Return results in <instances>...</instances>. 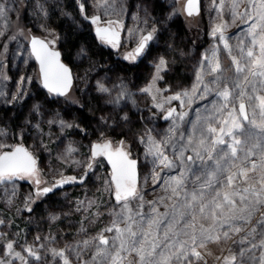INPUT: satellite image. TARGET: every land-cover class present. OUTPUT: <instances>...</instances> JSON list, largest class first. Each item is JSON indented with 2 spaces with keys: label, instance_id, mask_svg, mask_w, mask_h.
<instances>
[{
  "label": "rangeland",
  "instance_id": "1",
  "mask_svg": "<svg viewBox=\"0 0 264 264\" xmlns=\"http://www.w3.org/2000/svg\"><path fill=\"white\" fill-rule=\"evenodd\" d=\"M185 1L109 0L108 4L100 6L98 0H78L79 8L80 4L84 5V15L88 18L100 16L101 20H124V49L138 44L141 36L153 29L155 32L149 51L130 74L107 61L101 65L90 62L88 51L83 47L77 48L71 54L73 66L68 64L73 72V86L66 96L56 98L39 93V75L28 41L30 36H38L57 48V31L48 25L46 17L49 9L60 4L59 0H0L7 10L6 16L0 17V92L3 93L0 96V145H4L0 152L17 143L25 144L38 161L42 181L37 186L32 182L22 185L17 180L0 184V220L4 221L0 224V234H3L0 236V259L11 264H24L25 260L28 264H62L50 249H62L80 239L78 230L81 223L89 235L109 224L108 211L115 205L110 189V171L103 160L95 161L91 169L88 168L89 148L93 142L106 139L114 143L124 141V147L138 160V187L145 200L165 195L160 185H153L152 157L147 154L148 146L141 138L146 141L150 135L161 140L168 134L173 119L162 121V118L169 108H175L177 113L187 112L184 121H177V135L180 132L185 135L192 133V124L198 117L208 116L212 112V103L218 102V98L212 94L199 99L197 94L190 106L185 102L183 107L180 101L168 102L166 98L192 89L202 57L211 56L213 50L217 51L226 70L225 77H232L231 56L219 40V34L213 37L211 33L216 25L227 21L224 35L229 38L232 54L238 55L236 45L248 28L240 18L233 22L230 0H226L223 13L211 6V0H200L201 12L195 17L185 16ZM157 3L163 5V9L155 17L153 11ZM23 7L29 27L21 24ZM248 7L247 0H243L237 11L243 13ZM177 22L181 23L184 32H178L177 26H173ZM193 31L202 38V44L189 41L187 34ZM116 58L130 66L136 63L125 59L122 51L116 54ZM161 58L167 66L157 78V65ZM21 77L31 78L30 82L21 84ZM101 84L109 92H100ZM121 87L130 95L118 105L109 103ZM20 89L26 93L23 99L7 103ZM156 104L163 105V110L155 107ZM36 106L38 111L34 110ZM165 173L174 175L176 171L165 169L161 175ZM73 176L78 180L83 177V183L77 182L52 194L36 196L38 189ZM88 199L96 200L99 207L88 211L82 207L77 211L79 202ZM28 207L32 211H27ZM97 211L102 213L98 219L93 216ZM160 211L163 212L164 208L161 207ZM54 215L59 218L51 219ZM106 235L111 236V233ZM9 241L14 242V252L20 253L23 260L7 254ZM42 244L46 247L41 248ZM28 247L39 251L40 261L27 253L25 249ZM226 247L222 242L209 243L199 251L207 264H222L216 258L229 254L224 250ZM71 259L73 264H78L74 257ZM135 259V254L129 256V260ZM204 261L199 264H204Z\"/></svg>",
  "mask_w": 264,
  "mask_h": 264
},
{
  "label": "snow or ice",
  "instance_id": "2",
  "mask_svg": "<svg viewBox=\"0 0 264 264\" xmlns=\"http://www.w3.org/2000/svg\"><path fill=\"white\" fill-rule=\"evenodd\" d=\"M108 2L98 0L100 6ZM247 2L249 7L240 13L237 9L243 0H230L233 22L240 18L248 24L245 35L236 45L238 55L232 54L229 38L224 35L227 21L216 25L211 33L213 37L219 34V40L231 56L233 76L225 77L226 70L217 51L213 50L211 56L202 57L192 89L166 98L168 102L180 101L183 107L185 102L190 106L197 94L199 99L215 94L218 102L212 103V112L202 119L198 117L192 124V133L177 135V121H184L187 112L177 113L175 108H169L164 117L173 119L168 134L161 140L150 135L146 141L141 138L148 146L147 154L152 157L153 185H160L165 195L145 200L138 187L137 161L125 150L124 141H120V146L115 149L111 141L93 144L92 158L106 157L112 166L114 188L110 186V189L115 205L108 211L109 224L99 232L89 235L81 223L80 239L62 249H50L62 264H73L71 257L78 264H199L204 261L199 249L206 248L209 243L221 242L229 253L216 258L222 264H264V0ZM199 3L200 0H187L189 16L199 14ZM225 3L226 0H219V3L211 0V6L220 13H223ZM80 11L84 12L83 4H80ZM6 12L0 3V17L6 16ZM90 19L97 25L101 21L100 16ZM114 24L123 28L119 21L109 20L107 26L96 28V35L102 42L117 48L120 31L113 27ZM153 32L155 29L141 36L135 54L129 53L125 59L134 60L141 55L148 41L153 39ZM31 51L39 61L43 87L57 96L67 95L72 86V74L61 63L60 53L35 37L31 40ZM166 66V61L161 58L157 78ZM30 79L21 77L20 83L30 82ZM99 91L107 93L109 89L101 84ZM25 94L20 89L7 103L21 100ZM129 95L121 87L109 103L118 105ZM155 107L163 110L161 104ZM34 110L38 111V106ZM60 123L64 125L63 121ZM2 147L4 145H0ZM91 167L89 164L88 168ZM165 169L175 170L176 174L162 176ZM24 178H34L37 185L41 183L32 153L22 145L0 152V184ZM83 179L62 178L51 187L38 189L36 196H44L64 184L83 183ZM82 207L88 211L99 206L96 200L88 199L80 201L76 210L80 211ZM27 211H32L31 207ZM101 215L99 211L93 214L97 219ZM58 218L51 217L53 220ZM3 223L0 220V224ZM13 244V241L7 243V254L23 260L20 253L14 252ZM25 250L36 261L41 260L39 251L32 247ZM133 254L136 259L131 261L129 256ZM0 264L11 262L0 259ZM24 264L28 262L25 260Z\"/></svg>",
  "mask_w": 264,
  "mask_h": 264
},
{
  "label": "trees",
  "instance_id": "3",
  "mask_svg": "<svg viewBox=\"0 0 264 264\" xmlns=\"http://www.w3.org/2000/svg\"><path fill=\"white\" fill-rule=\"evenodd\" d=\"M60 4L54 6L52 9H49L47 13V22L53 30L57 31V49L61 53L62 60L73 66L71 60V54L74 50L79 47H83L88 51L87 59L90 62L97 63V65H101L104 61L110 62L111 65H116L120 67L121 71L125 72V74H130L133 72L136 66H130L128 63L115 59L110 53L102 50L97 44L96 40L93 37L89 27L84 22L82 18V13L79 8L78 0H59ZM26 9L28 6H25ZM23 7L21 24L29 27L30 25L27 23L28 19H26V9ZM163 9V5L155 4L154 5V16L158 17L161 10ZM70 15V18H66V15ZM175 24V23H173ZM176 28L178 32H184L183 27L180 22H177ZM186 31V30H185ZM187 33V32H186ZM190 42H194L195 44H202V38L193 31L191 34H187ZM38 85V84H36ZM39 93L43 96H51L46 93L43 89L39 88ZM22 185H27L26 182L17 180Z\"/></svg>",
  "mask_w": 264,
  "mask_h": 264
},
{
  "label": "water",
  "instance_id": "4",
  "mask_svg": "<svg viewBox=\"0 0 264 264\" xmlns=\"http://www.w3.org/2000/svg\"><path fill=\"white\" fill-rule=\"evenodd\" d=\"M186 4H187V0H186L185 3H184V8H183V9H184V14H185V16H187V17H191V16H189V15L187 14V11H186ZM199 6H200V11H199V14H200V12H201V1H200V3H199ZM199 14H193L192 17L198 16ZM94 33H95V35H96V28L94 29ZM34 37H35V38H38V39H40V40H44L45 42H47V43L49 44V48H50L51 50L57 51V52H59V53H60V51H59L57 48H55L53 44L49 43L48 41H46L45 39H43V38H41V37H38V36H30V38H29V41H28V48H29V52H30V54H31V56H32V58H33V60H34V62H35V64H36V66H37V71H38L39 81H40V87H41L46 93L50 94L51 96L56 97V98H62V97H64V96H57V95H55V94L49 93L48 90H47L46 88L43 87V83H42V75H41V72H40L39 61L36 60L35 56L32 54V51H31V40H32ZM96 37L98 38L97 35H96ZM98 39H99V38H98ZM148 43H149V42H148ZM148 43H147V44H148ZM145 49H146V48H145ZM139 56H140V55H139ZM60 61H61V63H63L65 66H67V67L70 69L71 74H72V86H73V82H74L73 72H72L70 66L62 60L61 53H60ZM72 86H71V88H72ZM71 88L69 89L68 93L70 92ZM68 93H67V94H68ZM65 96H66V95H65ZM166 115H167V113L163 116L162 121L167 120V119L164 118ZM105 141H111V140L106 139V140H104V141H97V142H93V143H91L90 148H89V155H90L89 164L92 165L95 161H97V160H99V159H103L104 162H105V165L107 166V168H108L109 171H110V174H109V180H110V183H111V181H112V166H111V164L108 162L107 158H106V157H103V156H99V157H96L95 159H93V158H92V152H91V149H92V145H93V144H95V143H103V142H105ZM111 142H112V141H111ZM18 145H22L23 147H25V148L27 149V147L25 146V144H23V143H17V144H14L9 150H4V151H2V152L11 151L15 146H18ZM112 145H113V143H112ZM119 146H120V142L118 143L117 147H119ZM113 148L115 149L116 147L113 146ZM27 150H28V149H27ZM125 150L128 151L127 149H125ZM28 151H29V150H28ZM29 152H30V151H29ZM32 155H33V154H32ZM130 155H131V154H130ZM33 156H34V155H33ZM34 157H35V156H34ZM131 158H132V159H135V160L137 161V180H138V185H139L138 160H137L136 158L132 157V156H131ZM35 159H36V158H35ZM36 161H37V159H36ZM37 168H38V161H37ZM38 170H39V169H38ZM39 179H40V174H39ZM15 180H21V181H23V182H32L35 186H37V184L34 182V178H24V179H15ZM40 181H41V179H40ZM53 184H54V183H53ZM53 184H51L50 186H45V187H51ZM73 184H74V183L64 184L62 187L54 188L53 191L50 192V193H48V194H52V193H54V192H56V191H58V190H62V189L66 188V187H69V186H71V185H73ZM111 186H112V188H114V185H112V183H111ZM48 194H46V195H48ZM112 199H113V201L115 202V200H114V196H113V195H112Z\"/></svg>",
  "mask_w": 264,
  "mask_h": 264
},
{
  "label": "flooded vegetation",
  "instance_id": "5",
  "mask_svg": "<svg viewBox=\"0 0 264 264\" xmlns=\"http://www.w3.org/2000/svg\"><path fill=\"white\" fill-rule=\"evenodd\" d=\"M82 18H83L84 22L87 24V26L89 27L91 33L93 34L94 39L96 40L97 44L99 45V47H100L102 50H105L106 52L110 53L112 56H114L115 59H117V58H116V54H117L119 51H122V53L124 54V56L128 55L129 53H133V54H135V53H134V50H135V48L138 46V44H136L135 46H131V47L125 48V49H124V47H123V43H122V42H123V33H122V32H123V28L120 29L117 25H115V24L113 25V27H115L117 31H120V45H119V47L114 48V47H112L111 45L102 42L100 39H98V38L96 37V35H95V33H94V29L97 28L98 26H99V27H105V26H107V21H109V20H101L100 23H99L98 25H97V24H93V23L90 21V18H86V16L84 15V12L82 13ZM111 21H117V20H115V19H111ZM119 22H120V24H122L123 27H124V25H125L124 20H121V21H119ZM147 34H148V33H147ZM147 34H145V35H147ZM148 42H149V43L147 44L146 49L144 50V52H143L140 56H137L136 59H134V60L132 59L133 61L136 62V63L132 64V66H135V65L137 64V62H139V61L142 59V57H144V55L149 51V49H150V45H151V41H148ZM200 47H202V46H200ZM118 60H120V59H118ZM121 61H122V60H121ZM120 141H122V140H118L116 143L112 142V143H113V146H114V147H117V145H118V143H119ZM124 148H125V147H124ZM125 149H126V148H125ZM99 160H103V159H99ZM103 162H104V160H103ZM104 163H105V162H104ZM41 183H42V181H41ZM41 183H40V184H41Z\"/></svg>",
  "mask_w": 264,
  "mask_h": 264
}]
</instances>
